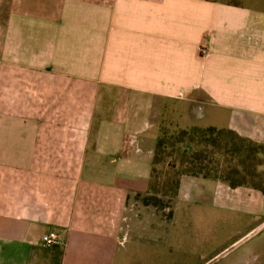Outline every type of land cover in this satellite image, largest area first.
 <instances>
[{
  "label": "crops",
  "instance_id": "obj_1",
  "mask_svg": "<svg viewBox=\"0 0 264 264\" xmlns=\"http://www.w3.org/2000/svg\"><path fill=\"white\" fill-rule=\"evenodd\" d=\"M164 120L264 144V0H0V264H166L199 210L263 228L250 187L142 201Z\"/></svg>",
  "mask_w": 264,
  "mask_h": 264
},
{
  "label": "trees",
  "instance_id": "obj_2",
  "mask_svg": "<svg viewBox=\"0 0 264 264\" xmlns=\"http://www.w3.org/2000/svg\"><path fill=\"white\" fill-rule=\"evenodd\" d=\"M174 144L192 148L193 152L185 155L181 170L175 175L170 190L172 200L176 197L182 174L218 180L231 188L250 187L264 195V144L226 128L176 130L172 121L164 120L155 144L150 182L142 200L145 204L157 205L154 191L156 165L161 161L164 149ZM167 166L171 169L176 167L174 164Z\"/></svg>",
  "mask_w": 264,
  "mask_h": 264
},
{
  "label": "rangeland",
  "instance_id": "obj_3",
  "mask_svg": "<svg viewBox=\"0 0 264 264\" xmlns=\"http://www.w3.org/2000/svg\"><path fill=\"white\" fill-rule=\"evenodd\" d=\"M189 152H193V149L182 145H169L164 149L161 161L156 165L154 191L157 205L155 207L150 205L157 210H164L167 216L173 202L170 190L172 191L175 175L180 172L182 161ZM167 164H174L176 167L171 169ZM204 211L199 210L198 216L193 218L192 222L181 218V223L186 225L179 230L183 250L175 251L177 252L175 256L168 255L166 264H175V257L178 255L182 258L181 264L196 259L198 260L196 264H239L246 246L264 244V227L257 229L244 240V235L252 223L238 212L217 209L211 212ZM261 256L264 257L263 254Z\"/></svg>",
  "mask_w": 264,
  "mask_h": 264
},
{
  "label": "built area",
  "instance_id": "obj_4",
  "mask_svg": "<svg viewBox=\"0 0 264 264\" xmlns=\"http://www.w3.org/2000/svg\"><path fill=\"white\" fill-rule=\"evenodd\" d=\"M201 52L203 55L206 53L204 50ZM56 243H59L58 235L56 234V232L50 231L45 237L44 244L49 247V246H53Z\"/></svg>",
  "mask_w": 264,
  "mask_h": 264
}]
</instances>
